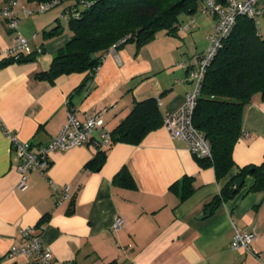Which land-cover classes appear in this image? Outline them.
Returning <instances> with one entry per match:
<instances>
[{
	"label": "crops",
	"instance_id": "crops-1",
	"mask_svg": "<svg viewBox=\"0 0 264 264\" xmlns=\"http://www.w3.org/2000/svg\"><path fill=\"white\" fill-rule=\"evenodd\" d=\"M36 3L23 2L27 7ZM66 3L21 13L17 28L28 38V58L0 65V263H25L24 255H10L9 250L23 243L20 228L29 225L50 249L52 264H264V189L246 190L253 182L246 175L233 198L207 206L237 167L218 180L213 166L201 165L163 122L136 144L111 142L102 148V162L88 164L97 150L94 131L80 145L51 151L43 175L31 170L28 187H16L19 174L9 134L39 147L58 133L70 109L80 120L99 112L103 126L113 130L135 101L148 97H155L163 119L191 86L177 61L204 50L214 22L208 14L190 29L198 28L201 35L198 48L182 49L163 30L139 47L129 41L110 51L93 74L85 70L59 74L53 81L39 78L36 74L49 68L53 55L70 39ZM57 24L61 31L48 35ZM14 36L0 17V60ZM263 154L264 100L256 93L243 110L232 158L236 166L259 164ZM121 167L129 171L133 186L114 181ZM183 177L194 189L181 199ZM65 184L72 195L56 205ZM115 214L125 220L116 232L110 229ZM233 225L255 232L250 249L230 247Z\"/></svg>",
	"mask_w": 264,
	"mask_h": 264
},
{
	"label": "trees",
	"instance_id": "trees-1",
	"mask_svg": "<svg viewBox=\"0 0 264 264\" xmlns=\"http://www.w3.org/2000/svg\"><path fill=\"white\" fill-rule=\"evenodd\" d=\"M201 1L68 0L65 8L68 10L70 39L53 55L49 68L36 76L53 81L62 73L86 70L93 74L113 43L125 38L118 47L129 41H134L139 47L151 40L157 30L176 35L179 13L182 10L193 13ZM60 31L57 24L49 30L48 35ZM27 58V53L5 56L0 60V65ZM256 93L264 100V36L259 34L255 21L241 15L207 66L193 111V124L203 132L211 148V157H196L199 163L212 165L218 180L237 167L236 172L207 203L209 207L229 200L240 192L243 183L236 189L234 186V180L238 177L244 180L246 175L252 176L253 182L246 190L264 189V154L259 164L243 166H236L232 158V149L242 131L243 110ZM161 122L162 115L155 97L135 101L130 112L110 130L111 142L136 144ZM103 158L104 151L99 148L88 164L100 163ZM113 179L125 186L134 185L125 167H121ZM180 188V198L183 199L193 191L194 186L188 177H183Z\"/></svg>",
	"mask_w": 264,
	"mask_h": 264
},
{
	"label": "built area",
	"instance_id": "built-area-1",
	"mask_svg": "<svg viewBox=\"0 0 264 264\" xmlns=\"http://www.w3.org/2000/svg\"><path fill=\"white\" fill-rule=\"evenodd\" d=\"M3 1L4 4L0 6V17L4 18L8 26L15 31L13 44L5 51V56H17L30 51L28 38L17 28L19 15L21 13L43 12L68 0L37 1L34 7L24 6L25 0ZM197 10L214 18L211 31L207 36V46L202 52L196 54V61L193 62L189 57H183L177 61L179 66L186 69L191 86L186 91L181 104L174 110L164 113L162 122L172 136L180 138L186 144L192 155L202 158L211 157V148L203 132L193 124V111L204 73L221 47L223 39L231 32L237 17L246 16L257 24L258 18L264 15V3L263 0H202ZM195 24V18L189 17L185 22L177 23V30H190L195 27ZM124 41L125 38H121L113 43L103 55L102 60ZM99 65L95 67L94 72ZM94 131H98V138L95 142L96 149L111 143L110 130L103 126L99 112H93L80 120L70 109L58 133L39 147L31 148L15 134H9L10 146L17 160L16 169L19 174L16 187L19 189L28 187V175L31 170H37L40 175H43L44 170L49 166V153L51 151L66 150L75 145H80L88 141ZM71 195L70 186L68 184L63 185L56 197L55 204L61 205ZM124 222L122 215L115 214L110 229L116 232L123 226ZM20 233L24 241L19 246H12L9 250L10 255H24L27 259L24 264H52L51 251L41 244L39 233L34 231L33 226H22ZM255 236L254 231L244 232L233 225L230 247L232 249L240 247L250 249Z\"/></svg>",
	"mask_w": 264,
	"mask_h": 264
},
{
	"label": "rangeland",
	"instance_id": "rangeland-1",
	"mask_svg": "<svg viewBox=\"0 0 264 264\" xmlns=\"http://www.w3.org/2000/svg\"><path fill=\"white\" fill-rule=\"evenodd\" d=\"M198 4L200 5L201 2H199ZM178 17H179L180 22L186 21L189 17H194L196 20V23H197V20L199 18L208 17V14L200 13L198 10H195L193 13H188L185 10H182L179 13ZM257 24H259V31H260L261 35L264 36V15H262L261 17L258 18ZM197 30H198V28H196V30H194L193 32H191L190 30H186L185 32L177 30L176 35H173V36L179 40V43L182 46V49L191 50V49H194L195 46H196V48H198V46H201V44H202L201 35H199L200 33L196 32ZM161 31H163V30H157L154 33L153 37H157V35L159 33H161ZM206 42H207V37H206ZM206 46H207V43H206ZM206 46H205V48H206ZM192 52H194V51H192ZM186 56L187 55H185V57ZM190 56H191V59L193 60V62L197 60L195 53H192Z\"/></svg>",
	"mask_w": 264,
	"mask_h": 264
},
{
	"label": "water",
	"instance_id": "water-1",
	"mask_svg": "<svg viewBox=\"0 0 264 264\" xmlns=\"http://www.w3.org/2000/svg\"><path fill=\"white\" fill-rule=\"evenodd\" d=\"M242 183H243V178H242V177H238V178H236V179L234 180V186H235V189H236L237 187H239ZM207 214H209V211H207L206 214L201 215V216H205V215H207Z\"/></svg>",
	"mask_w": 264,
	"mask_h": 264
}]
</instances>
